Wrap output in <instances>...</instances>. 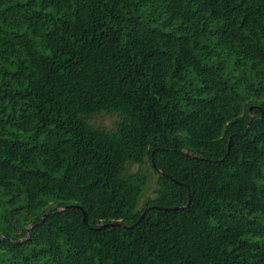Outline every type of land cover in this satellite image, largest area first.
Here are the masks:
<instances>
[{"label": "trees", "instance_id": "trees-1", "mask_svg": "<svg viewBox=\"0 0 264 264\" xmlns=\"http://www.w3.org/2000/svg\"><path fill=\"white\" fill-rule=\"evenodd\" d=\"M0 264H264V0H0Z\"/></svg>", "mask_w": 264, "mask_h": 264}, {"label": "rangeland", "instance_id": "rangeland-1", "mask_svg": "<svg viewBox=\"0 0 264 264\" xmlns=\"http://www.w3.org/2000/svg\"><path fill=\"white\" fill-rule=\"evenodd\" d=\"M115 114H108L104 112L97 113L91 117L89 120V125L92 128H99L104 130H111L114 127L115 122L117 121ZM136 170V166H131L128 168L129 172Z\"/></svg>", "mask_w": 264, "mask_h": 264}, {"label": "water", "instance_id": "water-1", "mask_svg": "<svg viewBox=\"0 0 264 264\" xmlns=\"http://www.w3.org/2000/svg\"><path fill=\"white\" fill-rule=\"evenodd\" d=\"M187 204H188V201H187ZM82 215H83L82 221L84 222V214H82ZM125 228H130V227H125Z\"/></svg>", "mask_w": 264, "mask_h": 264}]
</instances>
